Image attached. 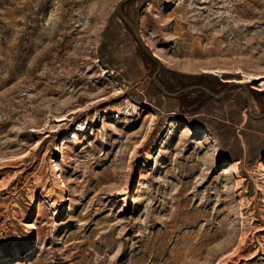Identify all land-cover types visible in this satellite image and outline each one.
I'll use <instances>...</instances> for the list:
<instances>
[{
  "label": "rangeland",
  "instance_id": "1",
  "mask_svg": "<svg viewBox=\"0 0 264 264\" xmlns=\"http://www.w3.org/2000/svg\"><path fill=\"white\" fill-rule=\"evenodd\" d=\"M119 2L0 0V264H264V0Z\"/></svg>",
  "mask_w": 264,
  "mask_h": 264
},
{
  "label": "water",
  "instance_id": "2",
  "mask_svg": "<svg viewBox=\"0 0 264 264\" xmlns=\"http://www.w3.org/2000/svg\"><path fill=\"white\" fill-rule=\"evenodd\" d=\"M124 1H125V0H120V2L117 4V6H116V8H115V12H116V13L118 14V16H119V17L125 22V24L127 25V27L132 31V33L134 34L136 40H137L138 43L140 44V46H141V48L143 49V51H144L145 53H147V54L150 56V58H151L154 62H156V63L158 64V61H157L156 57H154V56L151 54V52H150V51H149V50L143 45V43H142L140 37L138 36V34H137V32H136V29H135L134 25H133L132 22L127 18V16L124 14V12H123V10H122V8H121V5H122V3H123ZM153 80H154V82L157 84V86L159 87V89H160L161 91H163L164 93H167V94H174V93H169V92H167V91L161 86L160 82L155 78V76H153ZM236 83H238V82H236V81H229V82H226V83H225V86H224V90H225V89H228L231 85H234V84H236ZM240 85L244 87V84H243V83H241Z\"/></svg>",
  "mask_w": 264,
  "mask_h": 264
},
{
  "label": "bare ground",
  "instance_id": "3",
  "mask_svg": "<svg viewBox=\"0 0 264 264\" xmlns=\"http://www.w3.org/2000/svg\"><path fill=\"white\" fill-rule=\"evenodd\" d=\"M151 54H152L154 57H157L158 59L160 58L159 55H158V54L156 53V51H154V50H152ZM157 58H156V59H157ZM254 78H256V77H254ZM236 82L241 83L242 80H236ZM244 88H245V87H244Z\"/></svg>",
  "mask_w": 264,
  "mask_h": 264
}]
</instances>
